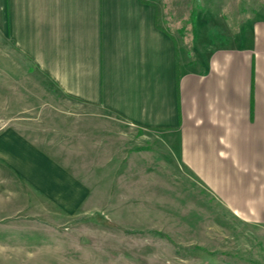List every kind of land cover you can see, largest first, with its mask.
<instances>
[{
    "label": "crops",
    "instance_id": "crops-1",
    "mask_svg": "<svg viewBox=\"0 0 264 264\" xmlns=\"http://www.w3.org/2000/svg\"><path fill=\"white\" fill-rule=\"evenodd\" d=\"M193 11V0H0V37L61 94L109 113L115 128L156 132L152 149L131 152L88 118L86 127L81 118L44 127L55 138L46 144L16 123L1 126L0 237L18 221L114 214L150 152L186 187L264 228V6L215 43L209 30L205 42L203 27L195 33ZM135 189L139 197V180Z\"/></svg>",
    "mask_w": 264,
    "mask_h": 264
},
{
    "label": "rangeland",
    "instance_id": "rangeland-1",
    "mask_svg": "<svg viewBox=\"0 0 264 264\" xmlns=\"http://www.w3.org/2000/svg\"><path fill=\"white\" fill-rule=\"evenodd\" d=\"M193 5L195 33H201L203 27L204 42L209 30L208 41L215 43L221 34L228 35L247 22L254 10L264 6V0H193ZM108 116L99 108L86 107L61 94L7 38L0 37V127L16 123L46 144V140L55 138L42 136L48 134V130L43 133L44 127H66L72 125L74 118H81V126L86 127L88 118L101 127L98 136H123L131 152L136 147L153 148L155 131L126 125L115 128L105 123ZM143 137L147 141L137 140ZM142 159L144 169L140 176L130 178V199L122 203L116 200L120 204L114 214L106 209L102 212L105 218L100 213L54 226L18 221L9 226L7 236L0 237V243L6 245L0 249V262L264 264V228L239 222L221 204L203 196L205 193L198 186L186 187L181 174L154 163L152 152ZM104 169L97 174L101 179L98 194L102 198L109 183ZM123 176L120 171L115 184H120Z\"/></svg>",
    "mask_w": 264,
    "mask_h": 264
}]
</instances>
